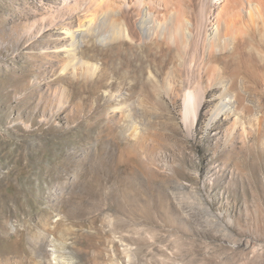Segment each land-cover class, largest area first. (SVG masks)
Masks as SVG:
<instances>
[{
	"label": "rangeland",
	"instance_id": "rangeland-1",
	"mask_svg": "<svg viewBox=\"0 0 264 264\" xmlns=\"http://www.w3.org/2000/svg\"><path fill=\"white\" fill-rule=\"evenodd\" d=\"M60 6L0 0V264H264V93L188 130L131 65L74 77L61 30L20 33Z\"/></svg>",
	"mask_w": 264,
	"mask_h": 264
},
{
	"label": "bare ground",
	"instance_id": "bare-ground-1",
	"mask_svg": "<svg viewBox=\"0 0 264 264\" xmlns=\"http://www.w3.org/2000/svg\"><path fill=\"white\" fill-rule=\"evenodd\" d=\"M49 30L62 31L64 43L53 48L64 57L60 72L107 81L132 66L153 91L182 99L188 130L211 93L219 101L206 112L207 126L227 115L240 124L241 97L264 93V0H61L20 33Z\"/></svg>",
	"mask_w": 264,
	"mask_h": 264
}]
</instances>
